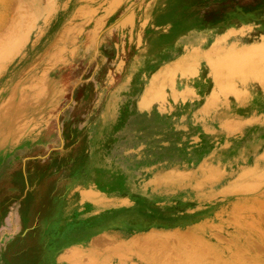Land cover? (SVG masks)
<instances>
[{"label":"rangeland","instance_id":"374dc122","mask_svg":"<svg viewBox=\"0 0 264 264\" xmlns=\"http://www.w3.org/2000/svg\"><path fill=\"white\" fill-rule=\"evenodd\" d=\"M0 264H264V0H0Z\"/></svg>","mask_w":264,"mask_h":264}]
</instances>
